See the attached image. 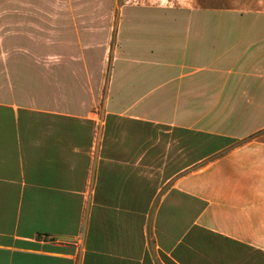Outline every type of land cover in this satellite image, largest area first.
I'll return each mask as SVG.
<instances>
[{
    "label": "crops",
    "instance_id": "1",
    "mask_svg": "<svg viewBox=\"0 0 264 264\" xmlns=\"http://www.w3.org/2000/svg\"><path fill=\"white\" fill-rule=\"evenodd\" d=\"M211 12L150 31L129 20L99 123L68 86L0 106V264H232L249 245L235 235L264 234V141L233 148L264 128L224 131L233 106L262 100L264 36L234 54ZM202 98L220 129L189 125Z\"/></svg>",
    "mask_w": 264,
    "mask_h": 264
},
{
    "label": "rangeland",
    "instance_id": "2",
    "mask_svg": "<svg viewBox=\"0 0 264 264\" xmlns=\"http://www.w3.org/2000/svg\"><path fill=\"white\" fill-rule=\"evenodd\" d=\"M198 8L201 18L203 10L213 11L208 16L217 23V35L225 38L222 47L234 54L245 47L236 46L240 38L248 35L249 41L264 36V0H0V106L27 108L33 98L48 96L47 86H68L85 95L88 114L99 123L102 115L106 117L113 51L117 47L127 51L129 20L135 18L150 31L168 19H189ZM217 87L202 86L200 95H214ZM252 92L246 95L248 103ZM259 93V107L233 106L235 117L227 123L226 133L243 136L264 128V86ZM204 100L194 116L200 122L189 125L220 129L223 124L203 119L209 109ZM71 113L79 111L73 108ZM259 138L264 141V129L237 141L233 148ZM182 206L186 227V211L191 207L188 203ZM245 208L254 210L255 205L249 203ZM254 221L249 220L253 227ZM234 237L249 245L230 252L237 260L232 264H264V234Z\"/></svg>",
    "mask_w": 264,
    "mask_h": 264
}]
</instances>
